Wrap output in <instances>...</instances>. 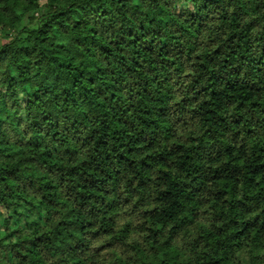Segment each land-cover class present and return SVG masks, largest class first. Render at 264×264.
<instances>
[{
    "label": "trees",
    "instance_id": "trees-1",
    "mask_svg": "<svg viewBox=\"0 0 264 264\" xmlns=\"http://www.w3.org/2000/svg\"><path fill=\"white\" fill-rule=\"evenodd\" d=\"M0 264H264V0H0Z\"/></svg>",
    "mask_w": 264,
    "mask_h": 264
},
{
    "label": "rangeland",
    "instance_id": "rangeland-1",
    "mask_svg": "<svg viewBox=\"0 0 264 264\" xmlns=\"http://www.w3.org/2000/svg\"><path fill=\"white\" fill-rule=\"evenodd\" d=\"M26 214V219L29 221L30 225H34L35 223H37L35 215H33L31 212H26Z\"/></svg>",
    "mask_w": 264,
    "mask_h": 264
}]
</instances>
